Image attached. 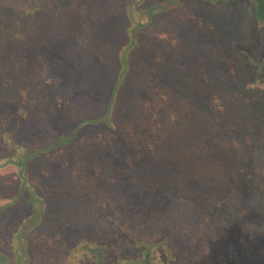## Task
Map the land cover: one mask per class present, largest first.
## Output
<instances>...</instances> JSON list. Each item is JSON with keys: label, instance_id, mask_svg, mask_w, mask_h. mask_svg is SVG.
Segmentation results:
<instances>
[{"label": "trees", "instance_id": "trees-1", "mask_svg": "<svg viewBox=\"0 0 264 264\" xmlns=\"http://www.w3.org/2000/svg\"><path fill=\"white\" fill-rule=\"evenodd\" d=\"M181 1L153 0L148 7H140L133 3V0H124L122 21L127 22L124 23L125 25L123 24L124 34L121 36L124 43L118 46L119 56L116 59L115 81L102 86L93 95H90L85 89L88 77L85 75L84 69L88 67L87 64L102 63L103 60L106 61L107 66L114 63L113 54L108 56L104 53L107 57L99 55V51H101L99 47L109 44V38L114 43L116 42L114 36L106 33L103 35L106 31L97 26L93 30L95 26L93 24L89 28L80 27L79 23L87 18L77 10L75 15L69 16L70 20L64 23L68 26L64 33L60 32L57 37H54L52 46H49L48 38H42L44 34L53 30L50 25L48 31L38 34L39 38L37 34L33 37L41 41L40 51L49 53V55H45L41 52V57L49 62V96H51L53 105L51 108L49 107V118H42L44 116L41 112H34L32 109L27 111V115H20L19 121H15V125L8 121L5 122L11 127L5 132L9 133L6 134L7 139L5 133L0 134V142L15 148L14 153L10 155L15 157L17 149H20L19 151L24 155L20 153L23 157L20 164L14 161L9 164L7 156L10 155L0 154V168L14 166L20 172L17 179L22 183L23 180H27L26 175L23 174L25 162L31 160L35 169H41L36 174L44 177L43 182L49 179V191L54 194L62 192V196H56V198L69 197L75 200L76 204L80 202L89 205L91 200L100 196L102 201L91 203L93 207L101 208L103 206L102 210L94 212L95 218L101 217L103 220L111 221L116 226L117 232L105 235L103 231L102 243L97 246L86 242L87 237L91 238L87 235L89 232L83 233L86 237L85 240L84 236L78 239L76 235L74 236L73 231L79 230L70 228L69 231L72 233H66V236L70 234L73 235L71 238L76 237L78 244L73 245L74 249L58 245L53 248L50 255L48 247V253L42 254L41 249L44 245L31 242L27 235L22 234L19 238L16 233L21 232V228L25 227L29 221H31L32 228L38 225L36 219L41 216L42 211L34 202L35 198L44 195V193L41 192L38 185L32 187L30 184L29 191L26 190L28 191L26 205L17 206L16 201L21 189L18 188L16 193L11 192V194L3 188L0 190V264H110L109 260H104L103 252L106 254L111 246L112 248L114 245L120 246L121 240H125L122 243L125 247L128 244L132 246V242L135 244L140 239L143 242L142 247L153 248L154 245H157L162 248L165 254L171 253L172 256L176 249L177 255L183 258L181 259L183 264H264V236H261L260 243L256 244L259 235L254 234V228L253 231L243 229L245 226H250L252 221H259L258 219L264 217V179H259L257 182L254 179L242 181L238 174L231 178L234 192H231L232 196L230 193L227 194L226 198H231L230 200L234 201L237 205L235 210L231 208V205L229 206V201L224 196L217 199L215 196L218 195L215 193L205 201L195 200L192 201L193 203L184 205V209H178L176 205L166 204L163 207L160 205V215H156L155 218L150 217V220L145 219L144 214L142 215L144 206L149 208L146 201L154 198L159 199L158 193L163 196L167 192H171V189L166 184L160 185L166 182L167 178L164 166L159 168L156 164L146 163V159L138 163H142L148 170L145 169V173H141L139 167H136L138 170L133 173L129 168L132 163L129 154H133L134 150L143 155L147 153L160 155L159 153L163 150L175 153L177 149L184 152L187 150L188 152L193 150L203 152L204 148H192V144L189 146V138L201 132H208L210 126H218L222 136H225V133L228 136L231 134L242 143L241 153L244 155L237 154L241 157H236L240 164L246 165L248 162L251 167L259 169L264 167V95L257 96L253 91L261 85L259 83L260 70L258 68L254 72V76L250 80L251 84L243 82L242 75L235 72L236 67L232 62L235 53L234 47L237 45L234 38H231L232 35L227 33L225 26L229 24V29L233 30L232 23L235 25L234 22L238 18V7L233 5V0H228V4L221 0L224 6H227L226 16L230 18L228 23L219 21V15L225 9L221 10L219 15L212 14V17L207 20L204 17L203 19L197 15L189 16L187 14L182 15L181 19L176 22L173 19L174 15H170ZM200 1L205 3L203 0ZM253 1L257 2L251 3L253 12L242 20L245 24V30L242 24V31L246 35L250 32L248 41L243 42L246 47L242 50L246 58L250 59L249 63L253 67H257L259 64L254 61V56L257 52L256 46L260 45L258 41L260 42L261 39L258 38L256 28H264V14L260 4L262 0ZM59 2L62 3L61 0ZM211 2L214 4L216 1L211 0ZM30 5L28 3L21 10L15 11L10 3L0 0V51L11 39L22 40L24 32L38 11L37 7L33 8ZM59 6L61 9L65 7L60 4ZM195 11L197 12V10ZM198 12L200 11L198 10ZM64 13L62 12L61 16ZM163 16L169 17V21H166L167 19L162 21ZM105 21L110 23L109 16L105 17ZM213 22L216 26L213 25ZM161 23L165 24V27ZM184 24V28L191 31L194 36L188 45H191L194 50L198 62L201 60L197 67L189 63L190 56L186 58L185 49H182L184 53L177 54V49L172 51L174 48L170 45L172 39H169L168 43L164 37L170 26L182 30ZM153 25L162 29H159L160 33L156 32L151 38L157 39L165 46L161 44L158 48L152 46L148 48L144 45L143 47L150 49L148 53L144 54V57L135 63L136 65L130 64L129 54L140 45L138 40L141 35L140 31L147 30ZM99 26L105 27L106 24ZM80 33L90 34L83 39L75 38V35ZM18 50L16 49V51ZM34 51L37 53L36 50ZM101 52L103 53V51ZM5 55L0 53V63L2 58L7 60ZM15 59L12 62L11 80L17 87L15 89L19 90L26 99L25 90L35 88L48 80H44L45 77L39 75L44 72L43 70V72H39L36 67H31L32 55L24 58V61L22 59V65L18 58L17 61ZM131 68L133 76L136 75L137 78L141 76V81L154 82L158 80L164 84V87L155 85L153 88L150 87L149 93H143L141 96L135 93L132 85L127 86L128 88L125 87L129 89L126 92H121ZM35 70L37 75L34 76ZM185 79H191L193 85L185 87L183 91L177 82ZM105 81L106 79L103 82ZM5 83H8V80H5ZM242 83L243 86L240 85ZM104 88L106 95L104 98H99V93ZM83 94L84 99H82ZM227 94L232 95L235 105L230 102L231 107L225 106L223 99L227 98L225 96ZM22 95L17 102L22 101ZM41 103H37L38 105L35 106L40 108ZM6 106L11 108L16 106V103L13 104L8 99L0 102L1 110ZM5 119V117L0 118V122ZM100 127L103 128L102 131L97 130ZM82 131L100 133L108 139L106 143L111 144L112 142L110 146L118 153L115 158L113 157L115 163H112L110 168L105 166L109 165L111 163L109 161H113V159L106 153L109 151L105 152L103 147L95 154L100 156L98 158L101 164L98 161L96 162L99 164L87 163L86 152L80 146H74L75 149H72V155L75 157H65L59 161L53 159L52 153L56 147L52 146L51 148V145L57 140L66 138L67 132L76 139L80 137L79 134ZM184 140L185 143L182 144L181 142ZM87 144H90V141ZM103 144L105 143L103 142ZM49 152H52L51 156H49ZM119 153H123V155L128 153L129 156L127 158L120 157ZM96 156L95 159L88 158L97 160ZM164 156L163 159H166L165 154ZM226 156L225 153L220 154L221 158ZM235 156L236 154L233 152L229 159L231 158L233 161ZM84 163L89 167L84 169V174L81 175L77 171L79 166ZM155 167L163 170L158 171ZM180 169L182 170V167ZM248 171L252 172L250 169ZM238 173L240 174L241 171ZM258 175L264 177L263 172ZM130 176L133 180L129 179ZM7 181L11 180L7 179L6 183ZM135 183L139 187L134 185ZM148 184L154 186L148 187L146 186ZM42 188L44 189V184H42ZM135 189L142 194L136 193ZM151 195L153 196L150 197ZM137 196L139 198L135 201ZM201 201L204 202V205H201ZM241 201L245 202L243 207L240 206ZM199 203L202 208L200 210L198 209L200 208ZM120 208L123 209L121 212L123 217H120L122 222L119 221L121 225H118L117 209ZM85 210L87 208L83 207L82 211ZM245 218L249 220L244 222ZM31 227L27 230L29 231ZM27 230H25V234ZM87 230L88 228H86ZM243 232L246 233L243 234ZM117 236L119 239L114 242ZM67 240L68 238L65 237L66 242ZM252 244L255 245L252 246ZM153 253L152 249L151 251L146 249V256L138 258V264H157L152 257Z\"/></svg>", "mask_w": 264, "mask_h": 264}, {"label": "rangeland", "instance_id": "rangeland-1", "mask_svg": "<svg viewBox=\"0 0 264 264\" xmlns=\"http://www.w3.org/2000/svg\"><path fill=\"white\" fill-rule=\"evenodd\" d=\"M7 3H10L12 5L13 10L19 11L21 10L24 5H27L29 3L30 6L33 8L37 7L38 11L35 14V17L33 18L30 25L27 27V30L24 32L23 38L20 41L11 39L8 41L6 45L3 46L2 50L0 51L1 54H6V59L2 58V62L0 63V102L3 100H10L13 104L16 103V106L14 107H3V109H0V118H6L5 120H2L0 122V134H4L7 129L11 127V125L5 124V122H10L11 124H16L15 121H19V117L27 115L28 110L34 109V112H41L44 117L42 118H49V107L51 108V96H49V62L48 60L41 57V52L45 55H49V53H45L43 50L40 51L41 41L39 39H34L35 35L37 34V37L39 38L38 34L44 33L49 30V25L53 27V30H50L49 33H46L42 36L43 39H49V46L53 45V41L55 40L54 37H57V35L60 34V32L63 34L64 30H66V25L64 23H67L71 17L74 16L77 10L81 12V15L86 16L87 19L83 20L80 24V27H92L91 25H95L93 30L96 29V26L99 28H102L103 31H106L103 33V35L110 34L111 36H114L116 38V42L114 43L111 38H109V44H113L112 46L107 44H103L99 49L103 51H99V55H103L104 57L112 56L114 55V63L111 65L106 64V61L103 60L102 63H97L93 65H88L87 68L84 69L85 75L88 77L87 82H85V89L87 92L90 93V95H93V93L96 90H100L102 86L109 85L113 82L116 74V59L119 56L118 54V46L122 45L124 43L121 36L124 34L123 32V24L126 22H123L122 17L124 15V8L122 6L124 0H61V2L56 0H4ZM127 1V0H125ZM214 4H212L211 0H203L202 3L200 0H182L179 2L177 8L173 11V13L170 16H173L174 20L178 22L179 19H181L182 15H197L200 18H205V20L212 17V14L221 13V10L225 11L219 15V21L221 23H228L230 18L226 16L227 12V6L223 4V1L225 4H228V0H215ZM59 2V3H58ZM153 0H133V3L138 4L140 7H148L150 3H152ZM197 2V4H196ZM67 3V4H66ZM208 3V4H207ZM233 5L238 7L239 14L238 18H236V21L234 22L235 25L232 23L233 30L229 29V24H226L227 33L229 35H232L231 38H234L233 40L236 41V47H234V59L232 64L236 67L235 72L240 73L242 75V79H244L243 82H247L249 84L251 78L254 76V72L259 68L260 70V77H259V83L261 84L259 87L255 88L253 91L256 93L257 96L264 95V28L263 27H257L258 30V38L261 39V43L258 41L260 45H257L256 54L254 56V61L258 62L259 66H252L250 64V59L246 58L244 51L242 48L246 47L243 42L248 41L247 38L250 36V32H248V35L242 31L244 25L245 30V24L242 22V20L245 18V16L250 15L253 11V7L251 3H257L253 0H233ZM59 4L65 7L63 9L60 8ZM207 4V5H206ZM263 8V14H264V0L260 2ZM257 6V5H256ZM63 7V6H62ZM202 7V10L200 8ZM258 7V6H257ZM40 8V9H39ZM196 8V9H195ZM61 9V10H60ZM197 10V12L195 11ZM198 10L200 12H198ZM62 12H65L63 16ZM109 16V24L106 23L105 17ZM202 16V17H201ZM69 18V19H68ZM169 17L163 16L162 21L165 19L168 20ZM203 18V19H204ZM223 21V22H222ZM190 22V21H188ZM69 24V23H68ZM106 24L105 27H101L99 25ZM159 24V23H158ZM157 24V25H158ZM162 24V23H161ZM160 24V25H161ZM172 24V22H171ZM193 24V23H192ZM212 24V23H211ZM112 25V27H110ZM125 25V24H124ZM157 25H153L152 27H149L147 30L140 31L141 35L138 37L139 40V47L136 48V50L131 51L129 54V60L130 64L137 63L138 60H141L144 57V54L148 53L150 49L149 47L158 48L161 46L160 41L153 40L151 37L156 34V32H159V28ZM165 27V24H162ZM213 25L215 23L213 22ZM116 26V27H115ZM185 24L182 27V30L178 28L171 27L167 31L168 33H165L164 37L167 39H172V42L170 45H172L174 48L172 51H176L177 54L184 53L182 49H185L186 58L190 56L189 63H192L194 65L201 63V60L198 62V59L195 56L194 50L191 48V45L188 44L191 43L192 39H194V36L191 34V31H187L186 28H184ZM216 26V25H215ZM62 28V30H61ZM233 31L232 34L230 31ZM83 31V30H82ZM85 31V30H84ZM160 33V32H159ZM90 33H80L79 35H75V38H86L89 36ZM1 35V34H0ZM246 35V36H245ZM1 37V36H0ZM169 43V41H168ZM246 43V42H245ZM146 45L148 48L143 47ZM163 46H165L163 44ZM176 47V48H175ZM16 49H19L16 51ZM148 49V50H147ZM36 50L37 53L34 51ZM15 51V52H14ZM24 51V52H23ZM169 52H170V46H169ZM216 52V51H215ZM21 53V56H20ZM106 53V54H104ZM174 53V52H172ZM10 54V55H9ZM32 55L33 62L31 67H36L39 72H43L39 75H43L47 79V81H44L36 86L35 88H28L26 91V99L23 97L21 92L19 90H16L12 80H11V74L12 72V62L18 61L22 65V59L24 61V58H28V56ZM2 56V55H1ZM0 56V57H1ZM16 56V57H15ZM111 59V58H109ZM111 61V60H109ZM160 63V62H159ZM155 65H158L155 63ZM159 67V66H158ZM195 67V68H196ZM24 70V68H23ZM43 70V71H42ZM258 70V71H259ZM36 70L34 71V76ZM47 74V75H46ZM37 75V74H36ZM132 68L128 71V76L125 80V85L122 87L121 92H126L128 87L127 86H134L133 90H135L136 94L138 96H141L143 93H149L151 88L153 86L157 85L160 87H164V84L156 81L148 82L146 80L141 81V76L139 78L133 76ZM106 79L105 82H103ZM5 80H8V83H5ZM115 81V80H114ZM8 84V86H7ZM177 85H179L182 90H185V87H190L193 85V81L191 79H185L183 81L177 82ZM243 86V83L240 84ZM18 86V84H17ZM127 87V88H125ZM151 87V88H150ZM53 89V88H52ZM83 89V85H82ZM260 90V91H259ZM83 93V91H82ZM61 94V93H60ZM22 95V101L19 103L17 102L18 98ZM106 95L105 88L99 93V98H104ZM148 95V94H147ZM253 95V96H256ZM227 98L223 99V102L225 103L226 107H231V104H234V101L232 99V95H225ZM108 97V96H107ZM14 98V99H13ZM13 99V100H12ZM82 99H84V94L82 95ZM21 100V99H20ZM238 100V99H237ZM89 101H91L89 99ZM42 102L39 106L40 108L35 106L37 103ZM44 102V103H43ZM231 102V104H230ZM38 105V104H37ZM143 106V105H141ZM34 107V108H33ZM140 107V106H138ZM233 107V106H232ZM18 113V114H17ZM27 118V116H26ZM46 125V124H44ZM20 126V124H19ZM23 127V126H22ZM95 129V128H94ZM102 127L97 130L102 131ZM208 132H201L197 134L196 136L189 138V146L191 145L192 148H204L200 152V150H193L188 152L182 151L177 149L175 153H172L171 151H162L159 153L160 155H152L151 153H147L143 155L142 153L134 150L133 154L125 153H119L120 157L129 156L132 160V163L130 165V169H132L133 173H136V167H139V172L145 173L148 170L147 167H145L142 163H138L139 161H144L147 159L146 163H151L152 165H157L159 168H162L164 166V170L166 171L167 178L165 179L166 182L161 183L160 185L166 184L170 187L171 192H167L166 195L161 196L159 193L157 195V198L150 199L149 201H146V203L149 205V208H145L143 216L145 219L150 220V217H156V215H160V205L166 206L167 205H176V207L179 209H184L186 204L193 203L195 200H206L209 197L212 196V194L218 195L215 196L217 199L218 197H227L226 195L231 192H234L233 185L231 184V178L233 176H236L237 174L240 176L239 178L242 181H245L246 179L255 180L256 182L259 179H264V177H261V175H258L260 172L264 173V167H261L260 169L257 167H251L249 163L247 162L246 165L240 164V162L237 160L236 157H241L242 155V143L234 137L233 135L229 134V136L225 133V136L220 134V128L218 126H210L208 127ZM69 132V131H68ZM65 134L66 138L61 139L60 141L57 140L56 143L51 145L56 147L52 152H49V156H51V153L53 155V159L55 161L62 160V158L67 157H75V155H72V149H75L74 146H80L81 149L84 148L86 152V158L87 163L89 164H95L98 161L101 164V161L95 154L103 147L105 148V152L108 150V155L112 157L113 161L109 165H106L105 167H111L112 163L114 162L115 155L118 152H115V150L110 146L109 142L106 143L108 140L106 136L102 134H94L92 131H82L80 132V137L74 139L72 135L69 133ZM225 132V131H224ZM5 133L4 135L6 136ZM0 135V136H1ZM10 136V135H9ZM182 138V137H181ZM7 139V136H6ZM19 139V137H18ZM53 139V137H52ZM184 139V138H183ZM18 141V140H17ZM90 141V144H87ZM20 142V141H19ZM76 142V143H75ZM103 142L105 144H103ZM182 144L185 143V140L181 142ZM16 145L18 143H15ZM181 144V145H182ZM64 145V146H62ZM178 145V144H177ZM88 146V147H87ZM37 147V146H36ZM41 149V147H37ZM47 148V147H46ZM89 150H88V149ZM188 149V148H187ZM20 149L16 150L15 157L14 155H10L11 153H14L15 148L13 146L4 145L2 142H0V154L4 155H10L7 156V159L11 162H16L20 164V162L23 160V157L20 155L22 153L19 151ZM88 151V154H87ZM90 151H92L90 153ZM19 152V153H18ZM233 152H235L236 156L234 160L229 159V156L233 155ZM138 153V154H137ZM225 153L227 156L225 158H221L220 154ZM23 154V153H22ZM164 154L166 155V159ZM237 154H240L241 156H237ZM24 155V154H23ZM91 155V156H90ZM95 156L97 157V160H89L88 157H93L95 159ZM114 157V158H113ZM61 158V159H60ZM244 159V158H243ZM64 160V159H63ZM92 161V162H91ZM155 162V163H154ZM97 163V164H99ZM25 170L23 171V174L26 175L27 180H23L22 183L18 181V173L19 170L15 169L14 166H7L6 168H0V190L5 188L6 192L9 191L10 193H16L18 188V198L16 201L17 206L26 205V200L28 196V189L31 184L32 187L39 186L41 189V192L44 193V195H41L40 197L35 198L34 204L38 206V208L42 211L41 216H39L36 220L38 225L35 227H31L30 223L31 221L27 222L25 227L21 228V232L16 233L18 234V237L20 238L23 235H27V237L30 239L31 242H37L40 245H44V247L41 249L42 254H47L49 250V255L53 248L57 247L58 245H61L63 248L69 247V249H74V244H78L76 237L78 239L85 234L86 232H89L87 235L91 238L87 237V241L90 245H99L102 243V235L103 231L105 235H108L112 232H115L117 230L116 226L111 223L109 220H103V218L98 217L95 218V213L99 212L103 209V206L99 208L98 206H92L93 204L98 201H102L103 199H100V196H97L94 198V200H91V203L89 205L82 204L79 202V204H76L74 202L75 200L70 199L69 197L58 199L57 197H61V194L58 192L54 194V192L49 191L50 184L49 179L45 182H43V176L37 175L36 173L39 172L41 169H35L33 165L31 164V160H28L25 162ZM89 165H86L85 163L79 166V170L77 171L79 174L83 173L84 169L88 168ZM93 167V165H91ZM132 167V168H131ZM158 167H155L156 170L160 171L163 169H159ZM182 167V170L180 169ZM59 168V167H57ZM123 168V167H122ZM250 169L252 172L248 171ZM88 170V169H87ZM93 170V168H92ZM94 171V170H93ZM241 173L239 174L238 172ZM76 172V173H77ZM126 173V171H124ZM9 179L11 181L6 180ZM16 182H14L15 180ZM132 179V176L129 178ZM46 180V179H45ZM154 182H156L155 179H153ZM42 184H44V189L42 188ZM139 187L138 184H134ZM146 186H154L152 184H148ZM21 187V188H20ZM157 188V185L155 186ZM73 188V185H72ZM28 190V191H26ZM26 191V192H25ZM136 193H139L140 195L142 193L139 192V190L135 189ZM160 192V191H159ZM11 193V194H12ZM138 194V196H139ZM135 197L138 199L139 197ZM151 195L150 197H152ZM36 197V196H35ZM42 199H46L43 201ZM231 198H226L227 201H229V206L231 205V208L235 210V206H237L233 200H230ZM233 199V198H232ZM159 200V201H158ZM73 201V203H71ZM166 201V202H165ZM193 201V202H192ZM240 201V200H239ZM202 202V201H201ZM71 203V204H70ZM204 202L201 203V205ZM240 206H244L245 202H240ZM198 204V203H197ZM30 205V204H29ZM87 205V206H86ZM200 205V203H199ZM198 205V206H199ZM200 205L199 210L202 209ZM74 206H76L74 209H72ZM151 206V207H150ZM87 208V210L82 211V208ZM70 208V209H69ZM122 208V206H121ZM117 209V224L121 225L120 217L122 218V210L123 209ZM80 209V210H79ZM113 211V210H112ZM95 212V213H94ZM106 212V211H103ZM249 219L245 218L244 222H247ZM259 221H252L250 226L243 227L244 230H252L254 228V234L259 235V239L256 244L260 243L261 236H264V217L258 219ZM31 229L28 231L27 229ZM70 228L79 230V231H73L74 236L76 237L71 238L70 235L72 231H69ZM86 228L88 230L86 231ZM25 230H27V233L25 234ZM92 230L93 232L89 231ZM253 231V230H252ZM117 232V231H116ZM66 233H70L66 236ZM246 232H243V234ZM90 234V235H89ZM95 234V235H94ZM65 237L68 238L67 242L65 241ZM118 237V236H117ZM115 238L114 242H117L118 238ZM85 240V236L83 237ZM137 240V239H136ZM135 240V241H136ZM121 245L116 246L112 248L110 247L109 251L105 254L103 252L104 260H109L110 264H138V258H142L143 256H146V249L154 251L152 254V257L154 258V262H157V264H183V259L181 256L177 255V250L175 249V254L172 256L171 253L165 254V252L162 251V248H159L157 245H154V247H149L148 245H145L147 248L142 247V239L139 241H136L135 244L132 242V246L128 244V246L125 245V247L122 245L125 240H121ZM133 241V239H132ZM144 241V240H143ZM251 245V244H250ZM255 244H252L254 246ZM168 246V245H167ZM166 246V247H167ZM48 247V250H47ZM142 247L141 249H139ZM95 248V247H93ZM83 251L84 248L81 247ZM96 249V248H95ZM101 249V248H98ZM139 249V250H138ZM172 249L174 247L172 246ZM103 251V250H102ZM229 252V251H228ZM154 255V256H153ZM53 256V255H52ZM50 262V260H49Z\"/></svg>", "mask_w": 264, "mask_h": 264}]
</instances>
